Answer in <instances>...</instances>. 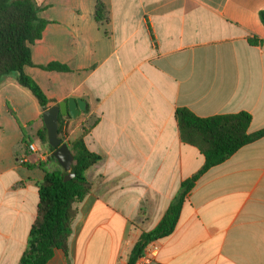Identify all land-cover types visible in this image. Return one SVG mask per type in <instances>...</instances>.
<instances>
[{"label":"crops","instance_id":"1","mask_svg":"<svg viewBox=\"0 0 264 264\" xmlns=\"http://www.w3.org/2000/svg\"><path fill=\"white\" fill-rule=\"evenodd\" d=\"M35 1L48 24L24 72L49 108L84 101L63 129L101 157L87 171L92 190L68 252L48 264H129L141 235L205 163L182 141L177 109L200 118L247 112L249 134L264 130V0ZM52 63L70 72L41 68ZM44 112L15 76L0 83V264L20 263L37 183L62 170L40 139ZM160 246L153 264H264V138L199 178Z\"/></svg>","mask_w":264,"mask_h":264},{"label":"trees","instance_id":"2","mask_svg":"<svg viewBox=\"0 0 264 264\" xmlns=\"http://www.w3.org/2000/svg\"><path fill=\"white\" fill-rule=\"evenodd\" d=\"M40 10L35 0H0V83L7 76H15L18 83L30 90L43 111H46L49 109L48 99L36 82L24 72L25 67L33 66L31 46L41 39L48 24L39 17ZM260 18L264 25V12L260 14ZM96 19L98 22L108 19L101 2L96 7ZM41 68L46 71L70 72L68 67L58 63ZM176 117L182 141L197 147L203 154L205 163L194 177L181 184L178 194L157 227L141 235L131 252L129 264H136L149 244L162 241L173 234L187 196L201 176L227 161L241 148L264 138V130L249 134L252 116L247 112L200 118L189 109L179 108ZM67 118L59 116L58 134L74 155L72 173L75 177L66 182L64 177L67 173L63 170L45 171V178L37 183V215L19 264H48L56 251L61 250L67 254L78 207L92 190L87 171L99 163L101 157L87 148L83 137L74 142L67 140L63 129V122ZM40 139L52 153L56 150L49 145L46 128ZM50 158L57 162L52 155ZM26 167L31 169L33 166Z\"/></svg>","mask_w":264,"mask_h":264},{"label":"water","instance_id":"3","mask_svg":"<svg viewBox=\"0 0 264 264\" xmlns=\"http://www.w3.org/2000/svg\"><path fill=\"white\" fill-rule=\"evenodd\" d=\"M86 111V104L84 101L74 98L59 103L43 113V121L47 130L48 142L51 147L56 149L52 156L56 159L62 170L67 173L64 181H70L75 177L72 173L74 165V155L70 151L69 145L64 143L58 134V120L59 116L71 117L76 119L81 112Z\"/></svg>","mask_w":264,"mask_h":264},{"label":"built area","instance_id":"4","mask_svg":"<svg viewBox=\"0 0 264 264\" xmlns=\"http://www.w3.org/2000/svg\"><path fill=\"white\" fill-rule=\"evenodd\" d=\"M31 151H36V148L34 145H30ZM160 241L152 242L148 245L145 252L143 253L142 257L139 258L136 264H153L158 257V254L160 252Z\"/></svg>","mask_w":264,"mask_h":264}]
</instances>
